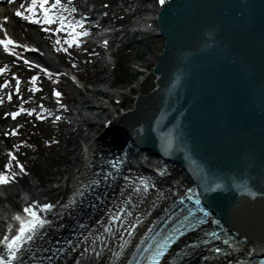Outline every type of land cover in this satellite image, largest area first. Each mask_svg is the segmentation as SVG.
I'll list each match as a JSON object with an SVG mask.
<instances>
[{
  "label": "water",
  "instance_id": "water-1",
  "mask_svg": "<svg viewBox=\"0 0 264 264\" xmlns=\"http://www.w3.org/2000/svg\"><path fill=\"white\" fill-rule=\"evenodd\" d=\"M158 22L157 87L101 154L167 163L171 182L193 179L227 243L264 251V0H167Z\"/></svg>",
  "mask_w": 264,
  "mask_h": 264
},
{
  "label": "bare ground",
  "instance_id": "bare-ground-1",
  "mask_svg": "<svg viewBox=\"0 0 264 264\" xmlns=\"http://www.w3.org/2000/svg\"><path fill=\"white\" fill-rule=\"evenodd\" d=\"M0 7L3 6L0 4ZM8 9V7L0 9V23L7 17ZM151 9V17L144 19L145 25L137 28V35L141 37L150 34L148 40L153 39V33L149 31V28L159 20L157 11L153 13ZM146 10L149 8L146 7ZM14 25L17 26V30L23 28L17 23H11L10 28H14ZM134 27L136 26L134 25ZM16 36L19 38L18 44L22 48L28 47L25 42L21 41L22 35ZM28 36L32 41V47L41 48L40 52L44 53V60L55 64V57L43 49L45 44L41 42L38 34L30 31ZM143 43H146V40H142L141 44ZM164 47L165 44L161 46L162 52ZM5 58L7 61H11L8 57ZM140 68L142 69L141 66ZM61 72L66 75L70 74V71L64 68ZM157 79L158 77H156ZM100 90H105L106 93L111 91L115 95L121 94L115 90L114 93L104 86L100 87ZM9 94L10 92L0 91V105L10 102ZM141 95H138L132 109L122 110L123 107H121L118 110L122 111L119 112L111 106L112 104L110 107H106L93 100L91 108L99 113H105V117L108 119L102 124L95 121L94 118L85 119L90 141L84 143V147H81L79 152L80 155H76L75 160L71 163L74 166L72 171L67 173L66 177L60 178L56 186L43 187L39 183L40 181L33 176L32 171L27 170L25 174L30 177L33 183L30 187L35 188V192L31 193L28 191L30 187L23 185L18 178L15 179L13 176L12 189L20 191L21 205L23 203L24 207H28L33 203V207L40 213L39 220L43 223H38L34 230H29L23 235L22 241L15 249V256L10 254L7 243L0 244V264L125 263L131 249L156 222L163 209L172 202L173 199L168 196V192H172L175 186L167 176L159 178L154 175L155 173L150 172V165L154 166L153 164L132 161V167L122 170L120 167H115V171L112 173L97 172L90 166H96L94 163L96 154L94 153L102 148L105 149L112 140L113 123L123 120L127 114L135 111L136 102ZM122 97L123 94L118 99L121 100ZM89 110L91 111V109ZM97 116L98 114L95 118ZM70 119L72 120L73 117ZM13 125V123L5 124L0 119V146L2 148L7 146L6 130ZM97 127L98 129L102 128L99 129L101 136L97 132L91 133V130L94 131ZM99 142H101L102 148ZM21 165L14 167L27 168L26 165ZM119 171L120 174H118ZM63 172H67V170H59L56 175H62ZM51 193L53 194L51 195ZM58 194H61V198L52 200ZM5 203L7 204L0 210V225L8 223L11 229L8 235L10 240L19 234L21 222H17L16 217L19 214L14 203L10 200ZM176 203L177 200L174 205ZM45 205H51V207L45 208ZM29 220L24 221L25 227ZM29 236L32 237L31 240L28 239ZM118 251H121L122 254H118ZM228 251L235 256L241 253L237 250H235L237 253L232 250ZM111 260L113 263L110 262Z\"/></svg>",
  "mask_w": 264,
  "mask_h": 264
},
{
  "label": "rangeland",
  "instance_id": "rangeland-1",
  "mask_svg": "<svg viewBox=\"0 0 264 264\" xmlns=\"http://www.w3.org/2000/svg\"><path fill=\"white\" fill-rule=\"evenodd\" d=\"M107 1V0H105ZM112 2L117 0H111ZM139 1V0H138ZM141 1V0H140ZM142 1H146V0H142ZM149 1V0H148ZM99 4L104 3V1L100 0L98 1ZM152 2V1H151ZM153 5H155L154 0H153ZM146 5H139L138 7L140 8H145ZM151 8V7H148ZM152 11H158L157 9L154 8V6L152 7ZM149 14L146 15V17H148ZM144 17V16H143ZM66 38H63L62 41H65ZM151 43H154L153 39L150 40ZM159 46H162V43L158 44ZM158 45H155L154 48L156 49V54L160 53L157 49H158ZM153 46V45H152ZM147 51V50H146ZM144 51V52H146ZM142 54V59L147 55V53ZM71 53V52H70ZM141 53V52H140ZM62 57H66V54H63ZM154 65H155V60L151 59L149 60V62H145L144 64L140 65L134 63L130 68H128L124 75L120 76L119 78V86L118 84H115L114 86H118L120 87L118 89V91L123 94V99H121L123 102L121 104V106H117L115 105L114 102H112L111 100L120 97L119 95H112L110 96V93H106L104 94V91H99V88H96L94 86L90 87L93 89V91H90L88 88L86 89H79V90H75V94L72 98H75L77 103L76 105L78 106H83L86 108L91 109V111L89 113H86L87 116H92V115H97V118H94L95 121L99 122L100 124L106 122V118L105 117V113H99L95 110H93L92 107V102L93 100L98 101V103L105 105L106 107H110V102H111V106L115 107V109H120L121 107H123L122 110H130L133 108L134 106V102H135V98L139 95V94H147L148 92H150L153 87H154ZM140 66L142 67V69L140 68ZM144 67V68H143ZM124 69H126V66H123ZM137 68L139 70H137ZM141 71H145L146 75H148L145 79H142V81L140 82L139 79H137V76L140 74ZM109 80V81H108ZM108 82L107 85L109 84H113L115 79V76H112V73L110 74V78H108ZM135 84H139V86H137L136 88H132V85ZM105 88H107V86L104 85ZM117 87V88H118ZM132 88V89H130ZM130 89V90H129ZM97 90L99 91L98 93ZM85 100V101H84ZM93 110V111H92ZM122 110H118L122 111ZM109 117V116H108ZM99 127V126H98ZM98 127L92 131L91 133L97 132V134L99 136H101L100 134V130L102 128ZM102 131V130H101ZM75 137L70 138V139H64L65 140V144L63 142H58V139H54L51 141H44V142H36L35 140L31 139L29 140V145L25 144L22 145L20 144V148L22 149L23 147H25L28 152L29 155H33L36 154L34 153L35 151H37L36 149H34L35 146H41V152H43V157L42 155H40V159L38 162H33L31 164H28V168L30 170H32L34 172V175L40 182V184L45 187V188H52L54 186L57 185V181L60 178H64L66 177L67 173H70L72 171V168H74V166L71 165V163L75 160L76 155H80L79 152L81 150V147H84V143L87 142L90 139V134L89 131L87 130L86 132H82V134H75ZM98 136V137H99ZM38 140V139H37ZM39 141V140H38ZM112 141V140H111ZM110 141V142H111ZM109 143V142H108ZM37 144V145H36ZM48 155V156H46ZM43 159V160H42ZM81 159V157H80ZM78 161V160H77ZM79 165V163H78ZM59 170H67V172H63L62 175H56V172ZM66 173V174H65ZM32 184L31 179L29 181H26L25 183H23V185L30 187ZM9 193V199L10 202L14 203V207L15 208H20L18 203H21V194L19 191L14 190V189H7L6 190ZM28 191H30L31 193L35 192V188H29ZM53 193H51L52 195ZM20 195V197H19ZM61 198V194H58L57 196H54L52 198V200H56V199H60ZM5 202H0V210L4 208ZM1 228V225H0Z\"/></svg>",
  "mask_w": 264,
  "mask_h": 264
},
{
  "label": "snow or ice",
  "instance_id": "snow-or-ice-1",
  "mask_svg": "<svg viewBox=\"0 0 264 264\" xmlns=\"http://www.w3.org/2000/svg\"><path fill=\"white\" fill-rule=\"evenodd\" d=\"M161 3L164 2V0H160ZM47 4V0H31V3L28 5L27 8V12L28 13H35L37 10V6L39 7V9H41L44 13V23L47 24H51L54 23V14L50 12V9L48 7H46ZM58 5H60V0H55V3L51 5L52 8L57 7ZM17 15H22L24 16L26 19H28L30 22H35V23H41L40 19H37L34 15H28L27 13L24 12H20L17 11ZM61 22L63 23V17H60ZM5 36H7V34L5 33ZM15 43V41H13L11 39V37H7L6 39H0V44H2L6 50H9V45ZM57 95H59V93H57ZM15 115V114H14ZM21 167H23L21 165ZM0 182H6V177L3 174H0ZM45 208H50L51 205H45ZM26 212H30V216L32 217V219H30L27 222V227H25V222L21 221V227L19 228V234L15 235L14 237H12L10 240L9 238L5 237V243H7L8 248L10 250V254L12 256L16 255V251L15 249L19 246L20 242L23 239V235L29 231V230H34L36 225L42 224L43 221L39 220V218L37 217V213L34 211H30L29 209H25ZM17 220H20V217H16ZM29 240L32 239L31 236L28 237ZM217 251H219V249H217ZM99 255V253H98ZM163 255V251H157L156 252V257H160ZM153 264H157V262L154 259Z\"/></svg>",
  "mask_w": 264,
  "mask_h": 264
}]
</instances>
